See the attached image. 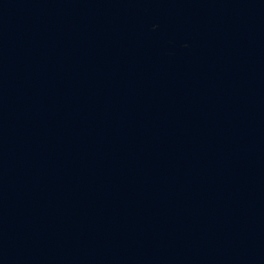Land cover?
Wrapping results in <instances>:
<instances>
[{
    "label": "water",
    "instance_id": "1",
    "mask_svg": "<svg viewBox=\"0 0 264 264\" xmlns=\"http://www.w3.org/2000/svg\"><path fill=\"white\" fill-rule=\"evenodd\" d=\"M0 264H264V0H0Z\"/></svg>",
    "mask_w": 264,
    "mask_h": 264
}]
</instances>
